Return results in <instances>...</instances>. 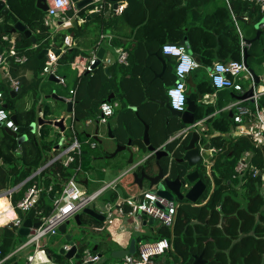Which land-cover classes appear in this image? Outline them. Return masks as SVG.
Returning a JSON list of instances; mask_svg holds the SVG:
<instances>
[{
    "label": "trees",
    "instance_id": "16d2710c",
    "mask_svg": "<svg viewBox=\"0 0 264 264\" xmlns=\"http://www.w3.org/2000/svg\"><path fill=\"white\" fill-rule=\"evenodd\" d=\"M3 1L9 11L33 32L40 48L50 47L57 50L61 48L65 35L58 34V32L57 34L49 33V28L45 27L42 22L44 13L36 8V0ZM123 1L127 3V6L121 16L125 24L128 23L137 32V36H135L137 46L132 50L127 49L129 64H136L139 61L138 67L145 64L150 58L155 59V57L144 56L145 53L140 50L142 49V41H145V45L146 42L150 45L148 53H156L160 57H166L161 52V47L164 44H186L190 54L200 65L197 70H205L214 62L240 61L244 50H246L248 57L252 58L253 56L250 54L252 45L246 48L241 47V37L236 30L235 21L240 20L237 21L238 24H246L244 18H247L251 23L259 26L264 25V12L261 11L260 7L244 0H228L229 6L225 0ZM185 2L186 8L184 7ZM93 8L94 6H90V9ZM103 13L104 10H101L98 15L99 25H97V29L100 31H106V26H102L104 22ZM83 15V11L79 13L80 17ZM12 26L10 17L0 14V52L8 46V43L3 39H8L11 36H15V48L18 53L27 51L31 47L30 40L21 33L11 34ZM149 29L156 30L155 35L146 37L144 33ZM260 31L264 39V28ZM242 39L245 40L244 36ZM112 43L114 46H118L115 40ZM78 53L75 48L65 49L57 61L58 73L61 71L67 77V74L71 73L70 65ZM247 62L250 63V60ZM42 68L43 66H41L40 72ZM109 69L110 76H107L100 64L92 76L82 74L76 79L74 102L76 121L81 122L89 119L97 121L100 115L99 107L103 102H106L110 94L114 93L116 97L122 96V94L118 95L116 72L111 67ZM134 75L131 71L132 78L128 80L138 84V87L134 89V96L140 105L147 102L150 91L149 89L145 91L143 87L147 80L133 78ZM124 76L121 79H126ZM172 78L175 82L174 72ZM203 84H198L196 92L192 93L191 98L195 102L201 100L203 95L211 89L209 81ZM2 87L3 85L0 84V90ZM167 90L168 88L162 94L165 103H168ZM1 101L2 98H0V103ZM122 107L126 108L123 101ZM0 109H3L2 104H0ZM201 109L202 107L196 104V111L198 112L196 119L212 113L211 109H206L203 112ZM4 110L7 111V109ZM125 111H122L124 115L131 112L127 109ZM43 113L45 117H48L51 109L44 105ZM17 116L20 126H29L36 121L35 108L20 111ZM23 117L24 121H22ZM134 117L132 113L128 121L122 119L123 124L126 126L133 124L139 127L138 120ZM182 127L178 122L173 131L160 137V141L155 144V147L162 145L169 135L174 136ZM228 128V119L226 118L212 120L209 127L210 130L214 129L220 133L227 132ZM158 129L160 132L163 131L162 128ZM49 130L47 125L41 126L39 138L28 133V139L20 146L19 155L15 153L17 142L2 130L0 135V193L17 186L47 163L48 158L52 155L51 151L55 147L48 137ZM207 133H209L208 130L203 135H207ZM113 134L117 143L121 145L127 141V135H132L122 130V124L113 131ZM78 138L83 143V147L79 159L73 164V167L67 169L56 163L12 193L11 202L16 204L23 198L30 186L40 183L39 186L44 185L43 187L46 189L51 187V192L43 191L36 206L30 212L18 215L19 219L23 221L30 219L36 223L48 217L53 210L52 200L59 196L63 189L62 185L64 186L70 179L75 169L80 167L85 172L92 169L91 161L95 152L89 145H84L85 142L89 141L86 136L83 138L78 136ZM189 138L190 135L185 138L184 143ZM131 140L133 145H139L141 137L134 136ZM213 140L216 148L223 151L224 156L212 166L211 173L203 172V169L200 168V177L208 186L203 195V200H207L206 204L196 208L187 206L189 211H185L186 218L177 214L172 228L159 225L154 229L156 234L151 239L146 238V240L152 242L166 238L170 241L171 250L167 258L162 261L163 264H192L194 256L201 254L206 264H264V188H262L264 158L262 152L255 148L254 144L247 138H239L236 142L229 143H225L218 137L213 138ZM165 147L173 156L178 158L181 156L177 142L171 141ZM246 151L252 153L251 162L262 173L257 174L255 178H252L249 173H245L242 177L235 174V166ZM160 163L166 166L168 159H161ZM173 167L174 170H177L182 165L173 164ZM181 207H178V211ZM190 210L193 212L191 213ZM14 215V212L8 208L5 199L1 198L0 226ZM21 237L12 225L0 227V260L21 245H18ZM143 239L140 237L139 241H144ZM85 247L87 244L83 242L79 246L80 250ZM45 251L48 249L45 248ZM5 264H15V258L12 257Z\"/></svg>",
    "mask_w": 264,
    "mask_h": 264
},
{
    "label": "crops",
    "instance_id": "0c3cea01",
    "mask_svg": "<svg viewBox=\"0 0 264 264\" xmlns=\"http://www.w3.org/2000/svg\"><path fill=\"white\" fill-rule=\"evenodd\" d=\"M94 1L95 3L92 5L94 6V8L90 9V6H89L85 10L91 13V11H94L95 8L97 7L96 4L102 2L104 6L103 4L99 6H103L104 13L102 15H103L104 22L102 26H106V31H100L97 29L98 27L97 25H99L98 16L92 18L89 21H86L85 14L80 17L79 13H76L73 9L70 11V13L72 12V15H70V17L73 18L70 24L64 27H61L58 31H55L53 28L52 29L49 28L50 34L51 33L57 34L58 32V34L65 35L64 42L61 48L59 49L60 53L56 55L57 61L60 55L62 54V52L68 48L69 49L75 48L79 52L78 55L75 57V59L79 57L87 59L91 57L92 54L96 55L97 50L102 47L105 50L104 58H108L112 60V63L108 66H104L101 63V65L104 68V73L106 74L105 68H108V74L106 75L110 76V69H109L110 67L116 72V78L118 82V92H119L118 95L122 94L121 97L120 96L116 97L114 93L110 94V96L113 95V97L110 99V102L108 103L114 106V114L108 120L107 125L99 126V129L104 128V131L106 134V137H105V141H107L105 143L106 148L102 150L101 154H98L94 151L96 147L94 149L92 148L93 152H95V155H93L92 161H91L92 169L88 172H85L81 170L80 167H78L77 169H75L74 173L70 177V179L74 180L80 192L84 194H87L88 192L93 193L100 188L99 187L100 185L116 180L117 178L120 177V175L123 172L127 171L128 168L131 167V165L127 164L129 155L127 152L124 151L123 156H121V158L118 160V163L116 162L118 166L117 169H115L114 167H113V170H107L103 168V165H102L103 162L106 163V160H110V159H105V153L107 152L112 153L115 149L114 140H110L108 138V128L111 129L112 134H113V131L119 125L122 124V130L125 133L132 134L130 135L132 137L134 136L141 137L140 144L133 145L132 140H131L132 137L127 135V141L123 144L125 145L128 143V141H131V149L133 150V154H134L133 165H136L140 162L142 163L140 166L136 167L133 170L138 174L140 172V169L143 166L149 165V164L155 170L154 163L156 162V160L154 156H150V153L147 151V147L145 146L142 140L145 125H148V139H149L150 145L156 149H160L161 151H165L169 154V157L162 156L159 159V162L161 159H164V158H167L169 160L178 159V157L171 155L172 153L168 152L167 148L165 147L166 145L171 143V138L173 135H169L166 141L162 145H158V147H155L156 146L155 144L159 143L160 137H163L165 134L173 131L174 128L177 127L178 122L174 120L175 117L171 116L169 111L164 106L161 107L159 104L153 101V100H159V101H162L164 104H168L163 101L162 94L164 93L163 91H165L166 88L171 87L174 83L172 74L174 72V65H175L174 61L175 60L168 56L160 57L156 53H148L150 45L147 42L145 45V41H142V49L140 50H142L145 53L144 56L145 57H155V59L150 58L145 64L141 65L140 67H138L139 61L138 63L135 61L136 64L133 63L134 64L133 65V64H129V59H128L127 65L118 64L116 62L117 52L123 51L128 54L127 49L132 50L133 48L137 46V43L135 40V36H137L136 29H132L128 23L125 24L121 16L123 10L127 6V3L121 0V2H119L118 5H123L124 8L121 12L115 14L113 10L112 2L108 0H104V1L94 0ZM225 2L228 5V0H225ZM184 5H185L184 7L186 8L187 7L186 2L184 3ZM85 10H83V12ZM74 21H76L75 26L72 25V22ZM237 21L239 22L240 20H237ZM237 21H235V27L238 33L241 35V37L244 36L245 40H255L256 32L260 31L259 25L255 23H251V21L247 18H244V22H246V24H243V23L238 24ZM149 30H147L146 33H144L146 37H149L148 35L152 36L154 32L156 31V30L154 31L153 30L149 31ZM15 34L16 33H14L13 35ZM32 35L34 36L33 32H32ZM3 40H5L8 43V46L4 48L2 51L7 50L8 47H10L11 45H14V48H15V42H16L15 36H11L8 39L4 38ZM113 40L116 41L118 46H114V44L112 43ZM251 45H252V51L250 54L253 57L249 58L247 56L248 57L247 60H250V63L247 62V60L246 62L248 64V67L254 70L256 75L260 78L259 85H256L255 83L254 84H255V92L262 94L260 97L259 103H260V107L264 110V39L262 38L261 33H260L259 38L255 40L253 43H251L250 45H248V47H250ZM39 48H40V44L37 43V40H36V44L34 45L31 43V47L27 51L19 52V53L16 51L18 55L25 57L26 61L24 63L20 64V63L15 62L13 58H8L6 60V63L0 66V84L3 85L1 89L2 91L0 90V94H1L0 98H2V101L0 104L6 106L7 112L10 113V116L11 117L16 116V119L18 117L17 116L18 112L27 111L31 109L32 107H34L35 112H36V116H35L36 121L33 122L36 124L35 131L28 132V133L34 134L38 138L40 137L41 126L47 125L50 128L48 137L50 138V142L54 143L55 147L51 151L52 155L48 159L47 163L41 166L43 167L42 171H44V170L50 169L54 164L58 163V162L54 163L53 159L56 157V155L62 149V147H64V145L70 141L71 136L66 135L67 130H68L67 129L68 126L66 125V122L70 120L68 119L69 114L71 112L74 113V103H72V108H71L70 113L66 112V103L70 102L69 100L72 99V97L75 102V94L74 96L70 95L69 91L70 90H74V92L76 91L75 81L77 78L80 77V75L76 71L72 70L70 66V71H71L70 74H72V77L70 79L71 86L67 90L68 96H64L63 94L58 93V91L52 88L50 85V83L55 84L56 82L49 80L48 77L43 78L40 72V68L41 66H43L44 61H45V57H42L40 55V52L44 49H47L50 51L51 48L50 47H47V48L41 47L40 49ZM241 60H243V55L241 56L240 61ZM171 62H172V65H171ZM57 70H58V66H57ZM196 70L188 76L185 82L186 98L190 99L193 102H195V100H193L191 96H192V93L196 92L197 85L198 84L200 85V84H203L204 82L209 81L206 69L205 70L201 69L197 71ZM131 71L133 72V74H135L133 78L140 79V80L144 79L145 81L147 80L146 83L143 85V87L145 91L147 89H149L150 91L147 97L148 103L144 102L138 105L137 98L134 96V89L138 87V84H135V82L128 80L132 78ZM7 75L13 81H16L19 83V89L17 91L13 90L10 81L6 77ZM57 75L64 77V80L68 82L67 80L68 77L63 75L61 71H59V73L57 71ZM122 76H124L126 79L124 80L121 79ZM237 81L240 82L245 92L251 90L250 80L246 77L245 74H241L239 76V80ZM56 84H58L59 86L61 85L58 82ZM61 86H65V84ZM203 87H205V84H203ZM210 88H211L210 91L204 94L201 100H198V102H195V105L196 104L200 105L202 107L201 109L202 112L205 111L206 109H211L212 113L207 116L201 117L200 119H196V115L198 113L196 110L194 113V117L196 121L200 122V124L194 130L197 132L200 138L198 142V147L201 150L200 153L202 156V161L193 170L200 171L199 168H201L203 169V172L206 171V173H211V171L213 170L212 166L215 165V163L219 162L221 158L224 156L222 154L223 151H220L219 149L216 148V145L213 142L214 141L213 138L218 137L221 140H223L225 143L236 142L239 138H247L254 144V147L257 148L254 142L255 141V127L252 121H250L246 117H243L241 123L234 122L233 117L235 116V110L229 109V107L234 103V101L239 99L240 96H238V93L232 90L215 91L212 87ZM122 101L125 102L126 108L122 107ZM243 104L244 106H247L250 108L252 107V103L249 100L243 102ZM44 105H46L49 109H51V113L47 115L48 117L44 116V113H43ZM125 109L130 110L131 112L126 113L124 115L122 111L126 112ZM132 113L135 116L134 118L135 119L137 118L138 120L137 122L140 125L139 127L133 124L131 126H126L123 124L122 119L128 121ZM222 118L228 119L229 128L227 132L220 133L217 130L209 129L210 123L212 120L222 119ZM38 119H41L43 121V124H38L37 122ZM61 119L63 120V130L59 126H54L53 124L48 123V122H55V121L58 122ZM24 120L25 119L23 117L22 121ZM97 121L94 125L92 134H86V138L90 139L95 136L94 133L96 130ZM120 121L122 122L121 124H120ZM21 127H24V126H21ZM158 128H162L163 131L160 132ZM207 130L209 131V133H207V135H203V133ZM28 133L24 134L26 136L25 141L28 139V135H27ZM97 138H99V131L97 133ZM90 144L91 142L87 141L84 145L90 146ZM82 147H83V144H82ZM258 150L262 152L260 149ZM246 155L250 157L252 156V153L249 151H246L242 155V157ZM0 164H1V160H0ZM122 164L123 166H125V168H123ZM171 164L173 165L177 163L172 161ZM71 167H73V164L69 166L67 169ZM37 170L30 177H28L26 180H24L21 183H23L24 185L26 182L30 181L35 176H39V174L42 171L39 174L35 175ZM114 170H119L120 175L118 176L114 174ZM198 174L200 175V173ZM80 175H82V177L80 178L79 181H76V178ZM122 178L123 177H121L120 179ZM199 179L202 180L200 176H199ZM119 181L116 185V190H115L116 192L106 193L108 194L107 195L108 201L116 202L118 198L125 199L128 197H131V196H127L126 192L133 191L135 189L138 190L136 186H130L129 183H132V179H130V181L127 182L125 186L121 184L119 185ZM203 182L205 183V181ZM66 183L64 184V186L66 185ZM39 184H36L34 186L37 187L39 186ZM89 184H92V186L97 185V188L98 187L99 188L92 192V190L89 189ZM205 185H206V189L204 193L198 199L197 203L189 204L188 202L184 201V204H180L178 206L174 204V206L176 207V216L178 214V216L180 215L186 218L185 211H189L187 210L188 209L187 206L196 208V207H201L206 204L207 200H203V195L206 193L208 186L206 183ZM43 186L44 185H41L39 187L46 189ZM64 186L62 185V187ZM31 187L33 186H30L28 188H31ZM118 188L122 189L123 196H120L119 193L117 192ZM145 191H149L146 185L144 186L143 190H141L138 194L145 192ZM138 194H135V195H138ZM200 200L201 202L199 203ZM103 205L100 207L99 205L98 206L93 205V212L102 216L103 217L102 221L96 220L92 218L90 215L82 212L84 215H87L88 217L93 219L95 222V225H91L92 227V231H90L91 234L88 233V235H86L85 231L79 232L80 234H77V233H69V234L72 235V240L74 242V245L77 247V253L80 255V257L83 255L85 251H87L92 256H95V255L98 256V260L94 262L95 264L100 263L103 258L105 259L103 260L101 264H122L123 257L122 258L112 257V253L120 252V251H127L129 249L131 241L134 240L135 241V254H136L138 245L141 242H148L146 238H148L149 240V238L151 239L156 234L154 230L155 228H148V230H146L145 226L148 225V221L146 222L145 225H143V220L141 219L142 216L137 215L135 217L128 218L125 216H120L116 212H113V218L110 220V223H108L107 222L108 219L106 218L105 215L102 214ZM179 206H182V207L178 211ZM113 210L115 211L114 208ZM190 212L192 213L193 210H190ZM78 216H79L78 222H79V225H81L82 222L80 219V214ZM128 219L132 220L134 225H132ZM132 228H134V232L131 230ZM62 237H63L62 238L63 242L59 244L58 251L56 252H53L51 248H47L45 246V242L43 241L42 243L43 248L44 250L45 248H47L48 251H45L44 255H40V264H75L74 260H67L64 257H60L59 259L54 258V255H58L60 249H62L66 245L69 246V244L66 243L64 240V235H62ZM140 237H143L144 241H139ZM82 242L87 244V247H85L83 250H80L79 246ZM56 245H57V241L54 242L51 245V247H54ZM27 254H29V252H26V250L17 253L14 256L15 264H20L24 260ZM168 254L169 252H167L162 259H156L157 263L163 264L162 261H164V259L167 258Z\"/></svg>",
    "mask_w": 264,
    "mask_h": 264
},
{
    "label": "built area",
    "instance_id": "2783aa9c",
    "mask_svg": "<svg viewBox=\"0 0 264 264\" xmlns=\"http://www.w3.org/2000/svg\"><path fill=\"white\" fill-rule=\"evenodd\" d=\"M244 1L255 3L260 7L261 11L264 12V0ZM45 3L47 5V10L44 12L42 18V22L45 27L53 28L55 31H58L61 27L71 23L73 18L67 16V13L73 9V5L70 0H45ZM123 8V5H118L114 10L115 14L121 12ZM101 10H103V6H97L94 11H91V13H100ZM262 28H264L263 24L259 26V29ZM241 47H248V45L244 43L242 37ZM161 52L163 55L171 57L175 60V82L167 90L168 105L174 111L183 112L186 109L185 82L188 76L198 69L200 65L190 54L187 45L164 44L161 47ZM8 58H13L15 62L20 64L26 61L24 56L17 54L14 45H11L7 50L0 52V66L4 65ZM96 61V55L92 54V56L87 59L80 57L74 59L70 66L71 69L76 71L79 75L88 74L89 76H92L97 70V67L95 66ZM116 62L120 65H127V53L123 51L117 52ZM101 63L104 66H108L112 63V60L103 57ZM206 70L211 87L215 91L232 90L238 93V96H242L245 93V90L237 80H239V76L241 74H245L250 80L252 96L247 99L235 100L229 109L235 110V116L233 117L234 122L241 123L243 117H246L252 121L255 127V146L263 152L262 155L264 158V110L260 107L259 103L262 94L255 92V84L251 74L243 63V60L228 61L225 63L214 62L211 66L207 67ZM41 76L44 78L52 76L59 84H65L64 78L57 75V56L49 50L45 56ZM6 77L10 81L13 90L17 91L19 89V83L13 81L8 75ZM69 93L73 96L75 94L74 90H70ZM247 100L251 101V108L244 106L243 102ZM69 101L74 103L73 97ZM99 111L100 115L97 124L106 125L108 120L114 114V106L108 102H103L99 107ZM68 119H70V126L67 127V129L70 131V141L65 144L64 147H62V149L53 159L54 163L58 162L63 168H68L74 164L77 159H79L82 149V144L79 141L77 132L74 129V124L77 121L73 112L69 114ZM0 124L12 132H16L17 130L11 119L10 113L4 109H0ZM84 124L89 126L92 124V121L90 119L85 120ZM198 124H200V122H198ZM196 127V125L183 127L171 138V141L185 137ZM90 147L95 148L96 143L92 142ZM20 148V144H18L17 149L15 150L16 155L20 154ZM139 164L140 163L131 166L128 168L127 172L133 171L139 166ZM42 170L43 167L39 168L35 175L39 174ZM234 171L238 177H242L245 173H249L252 178H255L257 174H262L261 171H259L257 167L252 164L251 156L249 157L248 155L242 157L237 162ZM125 173L126 171L123 172L116 180L103 184L98 190L88 195L80 192L74 180L70 179L63 187L59 196L52 200L53 210L51 214L45 219L39 221V226L37 228L30 227L29 234L26 237L27 240L19 245L14 252L2 258L0 260V264H4L17 253L27 250L30 247L33 248L32 251L26 255L20 264H40V255L45 254V250L42 245L43 239L46 237L56 236L59 233L58 228L63 223L68 221L70 218L79 215L84 209L90 205H93L96 200H98L107 192H116V185L119 179L125 175ZM22 185L23 183H20L14 188L0 193V197L6 200L8 208H10L15 214L12 218H8L5 224L2 226L4 227V225H12L14 228H16L17 233L22 226L23 220L19 219L18 214L15 211L18 210L23 214L30 212L36 206L43 191H46L47 193L51 192V187L44 190L41 187L33 186L26 190L22 199L16 202V204H12V193L20 189ZM262 188H264V174H262ZM102 211V214L108 219V223H110V220L113 218V212L128 218L135 217L137 215H145L148 219H153L167 228L173 227L176 218V207L167 199L157 195L153 191H145L125 199L118 198L116 202H106L103 205ZM70 248L71 247L68 245L63 247L65 252L69 251ZM170 250L171 243L166 238L152 242H143L138 245L136 254H129L123 257L122 264H158L156 259H162ZM97 260L98 256H92L87 251H85L80 257L82 264L94 263Z\"/></svg>",
    "mask_w": 264,
    "mask_h": 264
},
{
    "label": "water",
    "instance_id": "95a60500",
    "mask_svg": "<svg viewBox=\"0 0 264 264\" xmlns=\"http://www.w3.org/2000/svg\"><path fill=\"white\" fill-rule=\"evenodd\" d=\"M113 3V10H115L121 2V0H108ZM70 2L73 5V10L76 13H80L81 11L85 10L87 7L92 6L95 1L94 0H70ZM36 8L39 9L41 12H45L47 10V5L45 3V0H36ZM0 14L7 15L10 17L12 21V29L10 31L11 34L14 33H21L24 35L25 38L29 39L32 44H36V39L32 35V31L29 30L24 24H22L17 17H15L14 14H12L9 9L6 7L5 2L0 0ZM84 14L86 15V21L91 20L92 18L99 15L98 12H92L89 14L87 10L84 11ZM72 25H76V21L72 22ZM261 31L256 32L255 40H257L260 36ZM255 40H243L246 45H250ZM51 52H53L55 55H58L60 53V50L57 49H51ZM48 50L44 49L40 52V55L42 57H45ZM105 55V50L101 47L97 50L96 53V67L101 64V61ZM247 52L246 50L243 51V63L245 67L248 69L249 73L252 76L253 82L256 85H259L260 78L256 75L254 70L250 69L248 67V64L246 62L247 60ZM106 74H108V68H105ZM49 80L56 82L57 80L49 76ZM252 96V89L245 92L242 96L239 97V99H247ZM113 97L111 95L107 98V102H110V99ZM155 103L159 104L161 107H165L171 116L175 117L177 121L183 126V127H189L196 125L198 126V122L196 121L194 117V113L196 110L195 102L191 101L190 99L186 98V109L183 112H177L170 108L168 104H164L162 101L159 100H153ZM72 103L67 102L66 103V112H71ZM3 109H6V106L3 105ZM14 126L17 128L16 132H12L9 129H6L0 124V128L3 129V131L11 138L17 141L18 144H21L23 141H25L26 136L25 133L28 132H34L35 131V123L30 124L28 127H21L19 126L16 116L11 117ZM38 124H43V121L41 119L37 120ZM53 124L54 126H59L63 130V120H59L58 122H48ZM99 124L96 125V130L94 133V139L95 141H98V144H102L101 141L97 138V133L99 131ZM195 130H192L189 132L190 139L186 141L185 143L181 140V143L177 146L180 149L181 156L178 159L169 160L166 166L162 165L159 162V159L163 157H169V154L165 151H161L160 149H156L153 146L150 145L149 139H148V125H145L144 133H143V143L147 147V151L150 153V156H154L156 162L154 163L155 170L152 168V166L145 165L140 169L139 174L135 171L127 172L124 176L129 175L132 179V183H129L130 186H136L138 190H143L144 186H147V189L149 191L155 192L157 195L167 199L171 204H175L176 206L180 204H184V201L188 202L189 204H195L197 203L200 196L204 193L206 189L205 183L199 179V171L193 170L199 163L202 161V156L200 153V148L198 147L199 142V135ZM188 135V134H187ZM186 135V136H187ZM108 138L110 140H114L115 142V149L112 153H105V159H112L115 158L119 153L121 152H127L129 155L128 158V165H133V150L131 149V141H128L127 144L121 145L116 142L115 136L112 134V131L110 128H108ZM172 155V154H171ZM144 161V160H142ZM174 161L177 164H181L182 167L174 170L173 165L171 162ZM142 163L140 162L139 166ZM123 176V177H124ZM174 177V178H172ZM117 192L120 196H123L122 189L118 188ZM85 214L90 215L92 218L96 220H103V217L93 212V205H90L86 209L83 210ZM79 216L76 215L74 217V221L77 225H79L78 222ZM141 219L143 220V225L146 224V222L149 220L145 215H142ZM69 222L66 221L63 223L59 228L58 232L61 235H64V240L66 243L69 244L71 247L69 251L65 252V250L62 248L59 250L58 255H54V258L59 259L60 257H64L67 260H74L75 264H81L80 261V255L77 253V247L74 245V242L72 240V235L67 233V227ZM39 226V222H32L30 219H25L22 223L21 228L18 230V234L22 237H27L29 234V228H37ZM135 253V241L132 240L129 246V249L127 251H120V252H114L112 253V257L116 258H122L129 254ZM92 264V263H89ZM192 264H206V262L202 259V254L199 256H194Z\"/></svg>",
    "mask_w": 264,
    "mask_h": 264
},
{
    "label": "rangeland",
    "instance_id": "374dc122",
    "mask_svg": "<svg viewBox=\"0 0 264 264\" xmlns=\"http://www.w3.org/2000/svg\"><path fill=\"white\" fill-rule=\"evenodd\" d=\"M101 4H103L102 2H100V3H97L96 4V6H99V5H101ZM70 15H72V12L70 13H67V16H70ZM50 29H52V28H50ZM256 29V28H255ZM171 65H172V62H171ZM67 80H68V82L65 80V86H59L58 84H54V83H50V85H51V87L52 88H54L55 90H57L58 91V93H61V94H63L64 96H68V93H67V90L70 88V86H71V83H70V79H71V77H72V74H70V73H68L67 74ZM44 78V77H43ZM47 82V81H46ZM48 83V82H47ZM95 123H96V120H92V125L91 126H89V127H87L85 124H84V121H81V122H76L75 124H74V129H75V131L77 132V137L79 136L80 138H83V137H85L86 136V134H92V132H93V129H94V125H95ZM66 125L69 127L70 126V121H67L66 122ZM103 127V126H102ZM2 128H0V135H1V133H2V130H1ZM66 135L68 136V135H70V131L69 130H67V133H66ZM105 137H106V134H105V131H104V128H100L99 129V140L100 141H102V145L100 146V145H98V143H97V141H95V139L92 137V138H88L89 139V141L88 142H95L96 143V148H95V152L96 153H98V154H101L102 153V150L104 149V148H106V142L107 141H105ZM79 139V138H78ZM80 141V140H79ZM86 143V142H85ZM114 143V142H113ZM83 144V143H82ZM94 149V148H93ZM111 149V148H110ZM112 150H113V148H112ZM121 156H123V152H121V153H119L115 158H112V159H110V160H106V163L105 162H103V168H105V169H107V170H113V167L115 168V169H117L118 168V166H117V163H118V160L121 158ZM50 158V157H49ZM48 158V159H49ZM108 161V162H107ZM117 162V163H116ZM122 166H123V164H122ZM123 168H125V166H123ZM86 174H88V173H86ZM114 174H116V175H120V172H119V170H114ZM82 177V175H80V176H78L77 178H76V181H79L80 180V178ZM130 181V176H126V177H124V178H122V179H120V181H119V185L121 184V185H126V183L127 182H129ZM102 185H100L99 187H101ZM98 187V188H99ZM12 188H14V187H11V188H9V189H12ZM97 188V185H95V186H92V184H89V189L90 190H92V192L94 191V190H96V189H98ZM140 191H138V190H133V191H128V192H126V195L127 196H133V195H135V194H138ZM91 192H88L87 193V195L88 194H90ZM107 195L108 194H105V195H103L102 197H100L98 200H96L95 202H94V204L93 205H96V206H98L99 205V207L100 206H102L106 201L107 202H109L108 201V199H107ZM18 198H19V196H17ZM201 202V200L199 201V203ZM97 209V208H96ZM98 210V209H97ZM18 215H23V213L22 212H20V211H18V210H16L15 211ZM80 219H81V225H77L76 224V222L74 221V219L73 218H70L69 219V224H68V227H67V233H77V234H80L79 232H83V231H85L86 232V235H88V233H90L91 234V232L90 231H92V227H91V225H95V222H94V220L93 219H91L90 217H88L87 215H84L82 212L80 213ZM129 221H130V223L132 224V225H134V223L132 222V220H130V219H128ZM5 224V223H4ZM159 225H161L159 222H157V221H155V220H153V219H149L148 220V225H146L145 227V229L146 230H148V228H156L157 226H159ZM5 226V225H4ZM0 227H3L2 225L0 226ZM133 232H134V228H132L131 229ZM62 235L60 234V233H58L55 237H46V238H44L43 239V241L45 242V246L47 247V248H51L52 249V251L53 252H56V251H58V246H59V244H61L63 241H62ZM76 239H78V238H76ZM27 240V238L26 237H21L20 239H19V241H18V245L19 244H22V243H24L25 241ZM57 241V245L56 246H54V247H51V245L54 243V242H56ZM32 247H30L29 249H27L26 250V252H31L32 251ZM105 258H103L102 259V261L100 262V263H98V264H101L102 262H103V260H104ZM95 264V263H94Z\"/></svg>",
    "mask_w": 264,
    "mask_h": 264
},
{
    "label": "flooded vegetation",
    "instance_id": "af4514ba",
    "mask_svg": "<svg viewBox=\"0 0 264 264\" xmlns=\"http://www.w3.org/2000/svg\"><path fill=\"white\" fill-rule=\"evenodd\" d=\"M174 120H175V118H174ZM107 124H108V122H107ZM107 124H106V125H107ZM182 128H183V127H182ZM182 128H181V129H182ZM181 129H180V130H181ZM188 135H189V134H188ZM188 135H187V136H188ZM187 136H185L184 138H180V139L178 138V139H175V140H173V142H174V141L177 142V146H178V145L181 143V140H182L183 142L185 141V138H186ZM199 169H200V168H199Z\"/></svg>",
    "mask_w": 264,
    "mask_h": 264
},
{
    "label": "bare ground",
    "instance_id": "6f19581e",
    "mask_svg": "<svg viewBox=\"0 0 264 264\" xmlns=\"http://www.w3.org/2000/svg\"><path fill=\"white\" fill-rule=\"evenodd\" d=\"M2 197H0V199H1Z\"/></svg>",
    "mask_w": 264,
    "mask_h": 264
}]
</instances>
